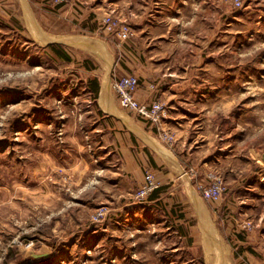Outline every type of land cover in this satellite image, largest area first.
Masks as SVG:
<instances>
[{
    "label": "rangeland",
    "instance_id": "1",
    "mask_svg": "<svg viewBox=\"0 0 264 264\" xmlns=\"http://www.w3.org/2000/svg\"><path fill=\"white\" fill-rule=\"evenodd\" d=\"M100 3L0 0V264H264V0ZM148 6L146 59L165 74L148 86L163 113L137 118L180 156L168 184L162 155L156 177L147 161L127 173L115 150L83 146L99 144L83 111L99 38L121 62ZM146 171L159 202L135 196ZM216 177L225 189L204 197Z\"/></svg>",
    "mask_w": 264,
    "mask_h": 264
},
{
    "label": "crops",
    "instance_id": "2",
    "mask_svg": "<svg viewBox=\"0 0 264 264\" xmlns=\"http://www.w3.org/2000/svg\"><path fill=\"white\" fill-rule=\"evenodd\" d=\"M100 4L103 6V0H101ZM159 4V2H156V8L160 6ZM145 8L146 6H144V10ZM147 12L148 16L144 21H142V17L138 14L139 18L137 21L133 22L135 25V30L133 31L134 36L130 40V43H126V47L119 51L124 54L121 62L115 60L114 50L111 48L109 42L106 41V36L103 37V35H101L99 38V53L92 51L98 54L99 65L94 63L95 68L89 70L91 76L87 81L84 79L87 85L84 83L83 95L88 103H86L83 111L94 114L95 126L90 130L86 129V131H88L86 132V136H89L90 132H94L98 135L99 144L93 145L92 143L85 142L83 146L84 149L109 147L111 152L115 150L117 155L124 159V167L127 173H138V168L141 165L140 161H147L150 168L153 169L154 174H156V177L162 173L161 171H158V168H160L158 164V156L162 155V157H165L172 163L171 167L169 166L168 173H163L165 179L162 178V180H165L164 183L168 184L173 182L175 178L177 179V170L179 171L182 169L179 158L180 156L178 154H173V152L167 148L166 150H163L157 144L158 139L154 138V134L150 127L147 126L146 122L138 119L134 114H129L131 116H124V114H122L117 108L118 103L116 95L112 92L110 87V83L113 79L126 74H133L137 76L139 80V86L134 93V96L138 101H150L157 95V90L155 91L151 89L148 85L160 84V80L162 81L165 74L163 72L157 73L156 70H158V68L153 69L151 63L146 59V48L149 45L152 29L150 14L151 7ZM142 13H145V11H142ZM78 42L82 43L83 40H78ZM104 45L113 55L109 53L110 58L107 61H104L103 67ZM96 67H98L97 70ZM94 71H97V73H94ZM91 85L97 87V92H94L95 94L92 92ZM190 115L191 117H194L192 120H195L200 114L194 115L190 113ZM180 126L183 125L180 124ZM104 131L113 136L109 144L103 143V141L107 140L103 135ZM180 137L181 135H179V138ZM144 139L149 141L152 146L145 143ZM202 141L203 140L200 139V143ZM178 142L184 143V140L182 139V141L179 140ZM193 143L200 144L197 140ZM197 147L198 146H194V148ZM163 192L164 187L162 186L158 188L151 197H149V201L159 202ZM179 223H181V220H179ZM251 258H253L254 264H261V262H258L255 257L251 256Z\"/></svg>",
    "mask_w": 264,
    "mask_h": 264
},
{
    "label": "built area",
    "instance_id": "3",
    "mask_svg": "<svg viewBox=\"0 0 264 264\" xmlns=\"http://www.w3.org/2000/svg\"><path fill=\"white\" fill-rule=\"evenodd\" d=\"M130 35L129 28L121 26L117 31V36L121 41H125ZM139 86L138 78L133 74H126L115 78L111 81L110 87L116 95L119 105L126 111L133 113L136 117L146 120L151 124H157L163 113V105L156 99L150 101H138L134 93ZM158 188L153 175L150 172H145L143 181L138 187L136 197L143 199ZM199 189L202 195L209 199H217L225 189L222 180L216 177V182L211 186L200 185Z\"/></svg>",
    "mask_w": 264,
    "mask_h": 264
},
{
    "label": "trees",
    "instance_id": "4",
    "mask_svg": "<svg viewBox=\"0 0 264 264\" xmlns=\"http://www.w3.org/2000/svg\"><path fill=\"white\" fill-rule=\"evenodd\" d=\"M51 49H52V51L57 55V56H59V57H61V58H65V59H68L69 57H68V55L66 54V52H64V51H62L60 48H59V45L57 44V43H50L49 45H48ZM92 86V92L94 93H96L97 92V87L95 86V85H91ZM95 86V87H94ZM94 93V94H95ZM160 188V187H159ZM158 189V188H157ZM157 189H155V190H153L150 194H149V197H151L153 194H154V192H156V190ZM148 197V198H149Z\"/></svg>",
    "mask_w": 264,
    "mask_h": 264
}]
</instances>
